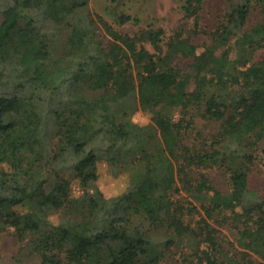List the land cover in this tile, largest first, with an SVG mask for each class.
<instances>
[{
    "label": "trees",
    "instance_id": "trees-1",
    "mask_svg": "<svg viewBox=\"0 0 264 264\" xmlns=\"http://www.w3.org/2000/svg\"><path fill=\"white\" fill-rule=\"evenodd\" d=\"M202 2L185 0L196 31ZM0 10V228L15 230L26 256L162 264L178 252L183 264H264V194L250 187L264 140V0L229 4L209 40L180 32L167 49L162 29L119 31L91 0H0ZM197 116L217 130L192 137ZM128 149L143 166L107 197L100 163L118 174ZM67 164L86 189L78 198L61 175ZM214 166L227 189L208 175ZM65 205L77 217L53 221ZM228 223L231 248L218 227Z\"/></svg>",
    "mask_w": 264,
    "mask_h": 264
},
{
    "label": "rangeland",
    "instance_id": "rangeland-1",
    "mask_svg": "<svg viewBox=\"0 0 264 264\" xmlns=\"http://www.w3.org/2000/svg\"><path fill=\"white\" fill-rule=\"evenodd\" d=\"M74 3L75 0H67ZM244 0H203L200 9V26L196 31L195 16L187 17L185 0H91L92 9L103 15L112 25L119 31L136 34L147 29H162L161 43L167 49V45L176 33H182L192 42L203 43L210 39L209 33L220 23L221 18L225 14L228 5L233 2H243ZM125 14L131 18L125 22L120 21L119 16ZM258 18V14H256ZM252 18V23L257 21ZM3 14L0 10V25L3 22ZM26 18H23L22 22ZM202 28L205 31H201ZM151 51L156 49L149 41H143ZM257 57L264 59V50H261ZM177 62L182 66H187L188 60L179 59ZM171 116L175 121H179L182 117L180 107L172 109ZM15 116L8 115L9 120H13ZM134 119L141 124H147L151 120L149 112L139 111L135 114ZM123 120V118H119ZM217 130V124L209 121L201 116H197L195 128L192 131V137L201 134L209 135ZM257 161L253 166L250 174V187L259 194H264V140L261 141L260 147L256 150ZM137 153L128 149L123 156L121 171L115 174L110 169L107 162L100 163L99 179L97 186L107 196L111 197L123 193L136 179L137 171L143 166L137 161ZM208 175L214 180L219 188L225 190L228 188L227 176L223 168L214 166L207 168ZM61 175L71 181L72 197L78 198L82 196L86 189L81 179L76 175L74 169L69 165H65L61 169ZM93 191L92 188H88ZM17 209L21 210L20 206ZM230 215V212H226ZM77 217V212L70 205H65L59 210L52 212L51 218L55 222H59L64 218ZM137 224H141L144 230L149 231V225L145 220H135ZM221 236L225 240V246L231 248V242L236 240V228L232 223L225 226H219ZM183 256L175 252V257L168 256L162 261V264H183ZM0 264H41V256L38 253L26 256L22 244L10 227L0 228Z\"/></svg>",
    "mask_w": 264,
    "mask_h": 264
}]
</instances>
